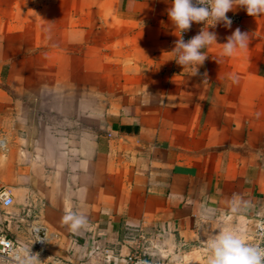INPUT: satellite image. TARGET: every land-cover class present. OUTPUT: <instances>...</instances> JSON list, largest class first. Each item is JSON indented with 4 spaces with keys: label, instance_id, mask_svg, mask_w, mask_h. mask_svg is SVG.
Listing matches in <instances>:
<instances>
[{
    "label": "crops",
    "instance_id": "obj_1",
    "mask_svg": "<svg viewBox=\"0 0 264 264\" xmlns=\"http://www.w3.org/2000/svg\"><path fill=\"white\" fill-rule=\"evenodd\" d=\"M223 10L240 23L182 41L172 0H0V224L26 264H227L249 241L264 0Z\"/></svg>",
    "mask_w": 264,
    "mask_h": 264
},
{
    "label": "built area",
    "instance_id": "obj_2",
    "mask_svg": "<svg viewBox=\"0 0 264 264\" xmlns=\"http://www.w3.org/2000/svg\"><path fill=\"white\" fill-rule=\"evenodd\" d=\"M232 0H172L176 6V14L184 23L180 31L181 40L186 41L192 25H197L200 30H206L221 24H237L240 18L228 15L223 6ZM13 198L8 189H0V205L9 207ZM39 249L44 247V241L37 242ZM22 247L9 238L1 229L0 224V263L26 264L21 259ZM235 259L241 264H264V217L258 219L252 236L233 250ZM128 264H172L167 259L146 257L139 253H132L127 258Z\"/></svg>",
    "mask_w": 264,
    "mask_h": 264
},
{
    "label": "rangeland",
    "instance_id": "obj_3",
    "mask_svg": "<svg viewBox=\"0 0 264 264\" xmlns=\"http://www.w3.org/2000/svg\"><path fill=\"white\" fill-rule=\"evenodd\" d=\"M222 258V261H224L225 263L227 262V264H241L235 259L233 251L232 253L226 252V254H224Z\"/></svg>",
    "mask_w": 264,
    "mask_h": 264
}]
</instances>
